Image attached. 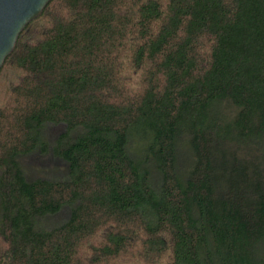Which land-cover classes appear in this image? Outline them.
Returning <instances> with one entry per match:
<instances>
[{
	"label": "trees",
	"instance_id": "obj_1",
	"mask_svg": "<svg viewBox=\"0 0 264 264\" xmlns=\"http://www.w3.org/2000/svg\"><path fill=\"white\" fill-rule=\"evenodd\" d=\"M0 264H264V0H50L0 66Z\"/></svg>",
	"mask_w": 264,
	"mask_h": 264
},
{
	"label": "water",
	"instance_id": "obj_2",
	"mask_svg": "<svg viewBox=\"0 0 264 264\" xmlns=\"http://www.w3.org/2000/svg\"><path fill=\"white\" fill-rule=\"evenodd\" d=\"M50 0H0V66L12 52L22 29Z\"/></svg>",
	"mask_w": 264,
	"mask_h": 264
},
{
	"label": "rangeland",
	"instance_id": "obj_3",
	"mask_svg": "<svg viewBox=\"0 0 264 264\" xmlns=\"http://www.w3.org/2000/svg\"><path fill=\"white\" fill-rule=\"evenodd\" d=\"M62 129L59 124H46L42 128V137H45L47 141L51 142L56 136L57 132ZM25 166L28 168V171L34 168V174L31 176H51L53 178L63 176L64 165L61 160L47 159L40 155L38 152H33L30 156L24 159ZM26 170V168H25ZM69 210V206H64L58 213L48 215L47 217L41 218L37 224L40 228H49L50 226L57 224L65 219L66 213Z\"/></svg>",
	"mask_w": 264,
	"mask_h": 264
},
{
	"label": "bare ground",
	"instance_id": "obj_4",
	"mask_svg": "<svg viewBox=\"0 0 264 264\" xmlns=\"http://www.w3.org/2000/svg\"><path fill=\"white\" fill-rule=\"evenodd\" d=\"M18 165V164H17Z\"/></svg>",
	"mask_w": 264,
	"mask_h": 264
}]
</instances>
